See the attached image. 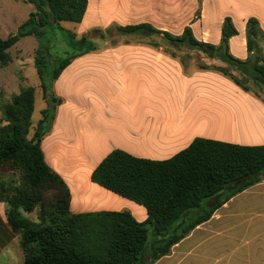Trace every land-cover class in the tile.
Returning a JSON list of instances; mask_svg holds the SVG:
<instances>
[{
    "label": "crops",
    "instance_id": "obj_1",
    "mask_svg": "<svg viewBox=\"0 0 264 264\" xmlns=\"http://www.w3.org/2000/svg\"><path fill=\"white\" fill-rule=\"evenodd\" d=\"M11 9L0 7V27L13 23ZM226 19L236 30L227 40L228 53L241 61L249 57L245 28L253 19L262 33L255 41L264 59V0H87L79 23L60 26L76 38H88L91 31L90 40H96V29L116 33L117 27L147 24L179 37L189 28L196 42L217 47ZM173 26L178 33L167 30ZM111 40L114 46L72 59L52 83L51 94L60 102L40 149L69 190L71 213L126 211L138 223L146 220L143 206L91 180L113 151L160 162L195 139L264 146V99L216 71L225 67L220 60L187 42L167 47L161 38L117 33ZM41 102L40 112L46 106ZM5 210L0 203V263L5 258L1 264H14L6 252L18 243L14 245ZM152 264H264V176L230 197Z\"/></svg>",
    "mask_w": 264,
    "mask_h": 264
},
{
    "label": "trees",
    "instance_id": "obj_2",
    "mask_svg": "<svg viewBox=\"0 0 264 264\" xmlns=\"http://www.w3.org/2000/svg\"><path fill=\"white\" fill-rule=\"evenodd\" d=\"M31 12L16 32L0 39V66L10 61L8 51L20 39L37 42L33 65L45 108L31 124L35 89L22 88L2 110L0 124V203L6 223L19 237L23 264H152L230 197L260 182L264 176V146H239L195 139L185 150L165 161L133 158L113 151L91 174L92 182L143 206L147 213L138 223L126 211L73 214L63 180L45 163L40 142L49 132L59 100L51 94L53 81L75 57L114 46L111 30H93L96 40L63 29L60 22L79 23L87 0H26ZM58 33L63 47L52 45ZM119 37H153L167 47L189 46L220 60L214 69L259 98L264 91V59L256 48L262 36L258 23H246L249 57L233 58L227 40L236 34L230 20L223 22L217 47L196 42L189 28L179 37L147 24L117 27ZM65 54V58H56ZM234 72L235 74H233ZM253 89V90H252ZM37 213L36 221L26 215ZM149 231L154 238L149 239Z\"/></svg>",
    "mask_w": 264,
    "mask_h": 264
},
{
    "label": "rangeland",
    "instance_id": "obj_3",
    "mask_svg": "<svg viewBox=\"0 0 264 264\" xmlns=\"http://www.w3.org/2000/svg\"><path fill=\"white\" fill-rule=\"evenodd\" d=\"M0 7L3 8H12V16L13 23L9 26L0 27V39H5L9 34L13 33L15 29L20 25L23 21L26 20L29 12H33L34 9L32 6L23 2L22 0H0ZM16 11V12H15ZM68 25L73 26L74 24L69 23ZM15 27V28H14ZM171 33H178L179 30L176 26L169 27L167 29ZM51 31L49 29L46 30V35L49 36ZM113 35L115 36L114 30H112ZM88 38H92L93 34L88 32ZM53 40L52 45L60 49L63 47V43L60 40V35L58 33L52 34ZM123 39L119 40V43H124ZM132 42V41H129ZM37 46V42L31 36L24 37L18 41L10 50L8 51L10 61L5 67L0 66V124L2 119V110L8 105L12 97L19 93L22 88L27 86H32L35 89V101H34V109L31 117V124L35 126L38 120L41 118L40 109L43 108V104L41 102V89L39 87V78L36 74V70L34 69L33 56L34 51ZM122 48V46H121ZM258 95L264 99V92L259 91ZM32 221H36L37 213L34 212L31 215H26ZM14 245H16V240L18 243V247L10 245L7 248L6 254L8 255L9 260H11L14 264H23L22 253L19 248V237L15 234ZM154 238V233L149 231V239ZM19 248V249H18ZM19 255V260H15L14 257ZM5 261V258L1 259V263ZM0 263V264H1Z\"/></svg>",
    "mask_w": 264,
    "mask_h": 264
}]
</instances>
